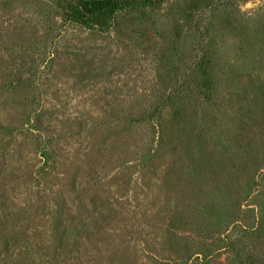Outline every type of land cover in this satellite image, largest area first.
<instances>
[{
	"label": "rangeland",
	"instance_id": "374dc122",
	"mask_svg": "<svg viewBox=\"0 0 264 264\" xmlns=\"http://www.w3.org/2000/svg\"><path fill=\"white\" fill-rule=\"evenodd\" d=\"M84 1L0 0V264H232L264 215V0Z\"/></svg>",
	"mask_w": 264,
	"mask_h": 264
},
{
	"label": "trees",
	"instance_id": "16d2710c",
	"mask_svg": "<svg viewBox=\"0 0 264 264\" xmlns=\"http://www.w3.org/2000/svg\"><path fill=\"white\" fill-rule=\"evenodd\" d=\"M128 1L130 0H109L107 3H98L96 6H89L93 2L84 1L83 3L89 7L83 8L81 12L84 17L92 18L103 14L111 7H120ZM259 212L264 213V209ZM244 235L251 240L244 244L241 251L235 252L232 264H264V215L256 227L246 228Z\"/></svg>",
	"mask_w": 264,
	"mask_h": 264
}]
</instances>
